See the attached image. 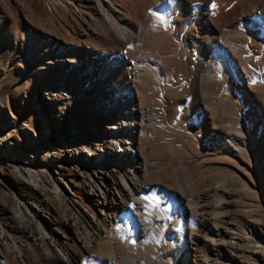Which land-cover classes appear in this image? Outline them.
I'll return each mask as SVG.
<instances>
[{
  "label": "bare ground",
  "instance_id": "1",
  "mask_svg": "<svg viewBox=\"0 0 264 264\" xmlns=\"http://www.w3.org/2000/svg\"><path fill=\"white\" fill-rule=\"evenodd\" d=\"M29 4L0 0V19L14 5L29 28L76 41L55 49L28 36L31 71L56 74L23 97L41 129L10 166L20 196L8 198L10 226L0 215V264H83L95 249L98 264H120L122 237L148 241L156 264H235L239 231L262 254L264 235L240 210L264 216V0H47L43 20ZM96 33L107 60L94 58ZM145 196L165 206L157 240Z\"/></svg>",
  "mask_w": 264,
  "mask_h": 264
},
{
  "label": "rangeland",
  "instance_id": "2",
  "mask_svg": "<svg viewBox=\"0 0 264 264\" xmlns=\"http://www.w3.org/2000/svg\"><path fill=\"white\" fill-rule=\"evenodd\" d=\"M10 3L12 4V2H10ZM28 4H29L30 8L32 9V12L35 16H37L38 18H40L42 20L46 17L45 11H47V5H46L47 0H28ZM12 7L14 10L11 13H8L4 20L0 19L1 30L3 32L2 35H0V39H1L0 41L4 42V44L0 48V117L2 116L3 117V123H6L5 124L6 128H4V130L2 131V133H0V135L4 134L5 138L7 139L6 140L7 142H5L4 144L7 143V147L9 149L7 152V155L5 156V160L2 163L3 166H1V163H0V167H2L0 169V172H1V174H0V207L1 206L7 207L6 211L0 210V215L3 216L4 218H6L2 224L4 226H7V227L10 226L11 223H10V221H8L9 218L7 219L8 216H6V215L10 213V207L12 206L11 202L8 201V198H10L12 193L15 194L16 196H20L18 191H16V192L14 191L13 186L11 184V179H9V178L13 177L12 170L10 169L11 163L14 162L13 159L16 157L15 154L21 155L23 150H25V148H26L25 143L27 142V139H28L27 134L32 133L31 135H33V138L35 139L39 135V132L41 129L40 122L38 121V112H37L38 108H37V106L28 107L27 104L22 106L23 97L24 96L28 97L29 94L31 95V94L35 93L36 90L41 91V89H42L41 87H43V86H50L51 79L56 74L54 70L53 71L51 70L52 72L49 73L44 79H42V76L31 71L32 69L29 67L31 61H29V59H27V52H26L27 51V41H28L29 37H33V36L37 35L38 37L35 36L37 38H35L34 41L43 40L44 42L48 43V45L51 44V47L55 48V49L65 48V46L67 44H72L76 41V38H74L75 35H73L71 32H68L71 35V37L69 35L70 38L69 37L68 38L65 37V39H62L63 37L61 38V35H60L61 31L60 30L67 31L68 27H69L65 23L63 24L60 22V26H62L63 28L62 27L59 28V30H58V31H60L59 33H56L57 31L51 32L48 30H46V31L44 30V32H42V29L37 24H33V22L30 23L32 28H29L30 26H27L26 23H24L25 21L21 19V12L18 9H16V7L14 5H12ZM104 7H106V6H104ZM35 26H37V27H35ZM45 32H48L49 34L51 33L52 38L50 39L47 36L48 33H45ZM53 33H54V35H53ZM102 38H103L102 35L96 33V35L94 34V36L89 38V42L91 41L89 44L94 49H96V50H92V52L93 51L95 52L94 55H96L94 58H96L97 56L98 57L100 56L102 59L107 60V57H106L107 56V49H106L107 45H105ZM70 39L73 41H70ZM51 40H52V42H51ZM137 59L132 58V59H130V61L134 65V63L137 61ZM139 61L140 60L138 59L137 62L138 63L141 62L139 64L141 66V64L144 60H142L140 62ZM138 63L137 64L135 63V66L141 68L140 66H138ZM145 73L147 74V72H145ZM145 73H144V75H146ZM140 75L144 76L143 74H140ZM38 100H42V101H45L47 103V100L44 98H38ZM106 100H107V98H106ZM102 104L106 108L107 101L103 102ZM153 106H155V105H151V106L147 107V109L151 112L150 109H152ZM150 107H152V108H150ZM147 109H146V112L151 114L150 119H152V121L155 120L154 118L157 116V113L155 115L154 112H158L157 106H155V108H153L154 111H152V113L148 112ZM103 111L105 112V109H103ZM153 113L155 116L153 115ZM83 118H84V116H82V119ZM152 121L149 122L148 127L152 126L151 125ZM148 137H152V131H151V136L149 133ZM40 148H42V149L39 151V153L34 154L33 156H34V159L36 162L45 165L46 162H48V160H49L48 156L50 154L48 155V153L46 151H44L45 148H43V147H40ZM46 150H47V148H46ZM256 151H258V150H256ZM240 157L244 158L242 153H241ZM65 165H69V164L67 163ZM54 175L58 176L56 178L61 179V181L59 180L60 187L63 188V191L65 190V192H66L67 191V189H66L67 184L65 183V181H63V178L60 176V174H54ZM263 182L264 181H258V184L261 187H263L264 186ZM1 194H3V195H1ZM5 194H6V196H5ZM145 197H144L143 201L147 200V203L144 204L147 207H143V210L146 211L145 208H148L147 211H149V213L147 211H146V213H145V211H143V214H145V216L147 218L144 215H142V216L145 217V218H143L144 221L145 220H148V222L153 221L152 223H154V225L157 224V227H156V225L155 226L152 225V229L154 232L150 229V231H151L150 233H151L152 239L154 237L159 239L160 238L159 236H162V234L164 233L161 231V229L163 230V228H166L167 231H169V227H170V226H168V224L167 225L164 224V223H168L167 217L164 216L166 211L163 208L165 206H164L163 201L160 199L159 196H150L152 198V199L150 198V200L152 202H150L149 196H148V198L146 197V199H145ZM155 197H156V199H155ZM17 198H19V197H17ZM4 199L5 200L7 199V202L2 203V200H4ZM157 199H158V201H157ZM5 204H7V205H5ZM151 204L154 206H152ZM82 208H83V210H86V208L84 206H82ZM151 209H152V211H153V209H155L154 210L155 212L154 213L152 212L154 215L150 212ZM162 211H163V214H162ZM243 212H244V209L241 206V210H240L241 219L246 218L250 223L254 224V226H256V228L258 230H260L261 234L264 235V216L262 218L260 216V214L255 212V210H251L250 212H248L249 215L246 214L245 216L243 215ZM152 216H154V217H152ZM163 218L166 220H164ZM160 225L162 228L160 227L161 229H158V230H160L162 233H160L158 230H156L158 228V226H160ZM104 230H105V232H103L102 234H106L107 228ZM156 231H157V233H156ZM242 232L243 231L238 232V238L239 239H238V242L236 244L238 246V252L235 255H233V258L235 259L236 263L239 264V262H240V264H264V252H262V254H261V252H259V250H258V248L261 246V245H259V237L255 238V239L250 238L247 241L246 239L243 238ZM158 234H159V236H156ZM156 238H154L153 240H157ZM120 240H122L121 245L123 246V247L121 246V249L119 251L122 254L121 255L122 259L120 260V264H145V261H146V263L148 262L147 264H150V263L156 264V262L153 263V261H149V260L147 261V258H148L147 253L151 248L150 245L148 248V245L146 243L148 241H146V240L140 241L139 240L141 243L140 244L139 241L137 243H135V242L130 241V239H127V238L125 240L124 237H122ZM106 243H107V240L105 241V244ZM220 243L221 242H218V244L221 247H223L222 243L221 244ZM148 244H149V242H148ZM105 246H107V245H105ZM93 252L92 253L94 254V258H96V259H94V260L92 259L93 254L91 253L92 256L91 255L90 256L92 258L89 256L87 258V262H85V263H87V264L88 263L89 264L90 263L91 264H98L97 258L99 257V259H100V257H102V256H100L101 255L100 252L98 253V251H96V249ZM96 254L98 255V257ZM85 256H86V254H85ZM106 257H107V255L103 256V258H104L103 264H105L107 261ZM199 259H201V258H199ZM258 262H260V263H258ZM85 263H83V264H85ZM197 263H199V260ZM39 264H41V262H39ZM79 264H81V263H79ZM157 264H158V262H157Z\"/></svg>",
  "mask_w": 264,
  "mask_h": 264
}]
</instances>
